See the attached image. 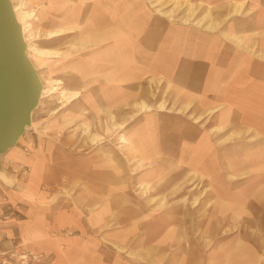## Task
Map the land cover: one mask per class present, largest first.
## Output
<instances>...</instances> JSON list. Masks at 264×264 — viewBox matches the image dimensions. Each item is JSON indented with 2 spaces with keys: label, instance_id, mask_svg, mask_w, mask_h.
I'll list each match as a JSON object with an SVG mask.
<instances>
[{
  "label": "crops",
  "instance_id": "crops-1",
  "mask_svg": "<svg viewBox=\"0 0 264 264\" xmlns=\"http://www.w3.org/2000/svg\"><path fill=\"white\" fill-rule=\"evenodd\" d=\"M176 1L174 18L157 10ZM190 5L193 20L208 11L218 27L183 22ZM46 8L49 29L73 27L62 36L80 44L50 57L55 64L63 58L64 87L79 90L70 102L77 111L67 119L79 120V128L65 124L62 146L41 135L28 153L22 147L31 137L22 134L1 154V164L32 168L0 182V259L264 264V0H46ZM139 101L151 108L135 113ZM158 102L166 108L159 111ZM110 114L124 124L105 133ZM83 123L103 141L90 144ZM46 129V136L60 131ZM75 134L79 154L72 151ZM185 171L198 172L190 180ZM47 184L49 190L41 188ZM59 184L65 186H53Z\"/></svg>",
  "mask_w": 264,
  "mask_h": 264
},
{
  "label": "rangeland",
  "instance_id": "rangeland-1",
  "mask_svg": "<svg viewBox=\"0 0 264 264\" xmlns=\"http://www.w3.org/2000/svg\"><path fill=\"white\" fill-rule=\"evenodd\" d=\"M12 1L13 0H11L12 4L21 6L23 0H14L13 2ZM26 1L28 2V8L34 9L38 13V17H37L38 19L31 20L32 24H33L32 27L34 30L37 31L38 34H37L36 38H35V36H31V35L27 34L28 36H26V37H28L27 38L28 42H34L35 41L37 46L44 47V48L67 49L69 47L70 39L65 38L64 36H60L58 39H50V40L43 38L44 35L42 34V32H45L46 30H48L50 28V26H52L51 23H53V21H52L53 18L50 20L48 18L47 8H46V0H40L37 4L36 3H34V4L30 3L31 0H26ZM38 35H39V37H38ZM58 44H60V46H58ZM68 52L70 53L71 50H69ZM27 53L30 54L29 59L32 62L34 68L36 69L39 80L41 82V87H43V88L45 87L44 89H46L51 84H54L57 81V79L59 81H61V83L59 85L64 87L63 73L61 72V69H60L61 65H59V63H62L60 61L61 59H63L62 57L57 58V61L55 64V63L51 62V58H50L51 56H49V55H44V56L40 55L39 56V55H35L34 53H32L30 51H27ZM74 57H78V55L76 54ZM61 99L62 98L59 96V94L57 92H54V94L52 93L50 95L42 97L38 101L37 105L32 109L31 117H30L31 118V124L27 128L25 127L26 129L22 133L23 135L26 134L27 136L31 137V139H29L31 141H28L30 143L29 145H27V146L23 145V147H22L23 151H24V147H27L28 148L27 152H30L31 147L37 146V137H39L41 135L45 136L46 138H48L52 142H56L58 144H61V146H62V144H64V141L66 139L65 135L69 134L68 132H66L67 134H65L63 131L65 124L67 125V128H69L70 127V121H72L71 127L77 128V129L79 128V122H80L79 120H73V119L67 120V119H69L70 116L74 117L73 114L75 111H77V109H76L77 105H71L69 103L68 105H65L66 108H63V107L58 108L60 106ZM54 110H56L57 112H53ZM65 119H66V121H65ZM48 127H57L60 129V131L57 132L55 135H49V136H46L45 134L43 135V133H46V130H47L46 128H48ZM79 136L80 135L77 136L76 134L72 136V139L74 140L72 151H74L73 153H76V154L80 153V145H79V138L80 137ZM19 138H20V136H19ZM75 139H77L76 142H75ZM18 142H19V140H17L16 143H18ZM16 163L27 165L29 168L28 172L23 174L21 172V170L19 169V167L15 165ZM31 168H32L31 165H29L28 163H22L19 161H17V162L11 161L7 164L3 163V164H1V169H2L3 174L0 172V177H2L4 179V181H8V180H6L7 177L10 179H19V178L27 175L31 171ZM1 181H2V179H0V182ZM53 186H56V188H61V187L63 188L65 185L59 184V185H53ZM75 186H77V185H74V184L72 185V188H73L72 191L74 190ZM206 186H207L206 184H204L203 182H200L199 191H201V192L206 191ZM41 188L49 190L50 186L49 185H41ZM232 202L237 203V201H235V200H233ZM203 203H206V200L201 199V203H200L201 207L203 206L202 205ZM248 206L253 211L256 210L255 203H253V204L249 203ZM253 219H254V217H250V220L254 222ZM248 222H250V221H248ZM249 234L250 235L252 234L253 236L251 238L253 240H255L254 232H252V233L250 232ZM19 258L21 259V255H19ZM0 263L6 264L7 262H5L1 258ZM7 264H12V263H7ZM20 264H26V263H20Z\"/></svg>",
  "mask_w": 264,
  "mask_h": 264
},
{
  "label": "water",
  "instance_id": "water-1",
  "mask_svg": "<svg viewBox=\"0 0 264 264\" xmlns=\"http://www.w3.org/2000/svg\"><path fill=\"white\" fill-rule=\"evenodd\" d=\"M40 89L11 0H0V156L15 145L30 122Z\"/></svg>",
  "mask_w": 264,
  "mask_h": 264
},
{
  "label": "bare ground",
  "instance_id": "bare-ground-1",
  "mask_svg": "<svg viewBox=\"0 0 264 264\" xmlns=\"http://www.w3.org/2000/svg\"><path fill=\"white\" fill-rule=\"evenodd\" d=\"M14 1V0H13ZM12 1V2H13ZM21 2V1H20ZM72 2H73V0H72ZM76 2V1H75ZM174 2V1H173ZM76 4V3H75ZM73 5V4H72ZM187 5V4H186ZM12 7H13V11H14V13H15V17H16V19H17V21H18V23H19V25H20V29H21V33H22V36H23V40H24V44H25V50H26V54H27V56L29 57V53H27V51H30V52H32V53H34L35 55H41V56H44V55H49V56H66L67 54H68V51L69 50H71V51H73V50H78L79 49V47H80V44L79 43H73V44H71V45H69V47L67 48V49H58V48H44V47H39V46H37V44H36V42L34 41V42H28V40H27V38L28 37H26V36H28V35H31V36H35V38H36V36H37V31L36 30H34L33 29V27H32V21L31 20H33V19H38L37 17H38V13L34 10V9H30V8H28V2L26 1V0H23L22 1V5L21 6H18V5H15V4H12ZM221 7V6H220ZM73 8V7H72ZM178 8H180V6H179V4H178V2L176 1L175 2V5H174V7L172 8V9H167V10H161V8H159V9H157V10H160L162 13H164L165 15H167L168 17H170V18H174V15H175V11L177 10L178 11ZM75 9V8H74ZM80 10V9H79ZM239 9H235V11H238ZM218 11V10H217ZM64 12V11H63ZM77 12V11H76ZM79 12V11H78ZM205 12V11H204ZM196 13V12H195ZM235 13V12H234ZM177 14V13H176ZM192 14H194L193 13V9H192V5H190V7H189V15L188 16H184V17H181L182 19V21L183 22H185V23H187L188 21H190V20H193L191 17H192ZM197 14V13H196ZM224 14V13H223ZM232 14V13H231ZM79 15H80V13H79ZM182 15V14H181ZM220 15V14H219ZM226 15V14H225ZM213 16V15H212ZM221 16V15H220ZM219 16V17H220ZM224 16V15H223ZM208 18H209V12L208 11H206L203 15H202V17H200V18H198V19H196V20H193V21H191V23H194L196 26H199V27H203L204 29H207V30H214V29H216L217 27H218V25L219 24H217V23H214V22H212V21H210V20H208ZM210 19V18H209ZM39 21V20H38ZM79 21V20H78ZM78 21H77V23H78ZM78 25V24H77ZM80 27V26H79ZM72 28L73 27H65L64 25H61V26H59V27H56V28H52V29H48V30H46L45 32H42V34L44 35L43 36V38H46L47 40L49 39H53V38H56V37H59V36H62L64 33H66V32H68V31H71L72 30ZM95 29H97V28H95ZM99 29H101V28H99ZM42 31V30H41ZM28 34V35H27ZM38 37H39V35H38ZM228 39H230L232 42H234V43H236V44H238V45H240L241 44V39L240 38H234V37H229V36H226ZM89 38V37H88ZM46 40V41H47ZM42 41V40H41ZM68 41V40H67ZM73 41V40H72ZM64 43V42H63ZM87 43V42H86ZM91 44V43H90ZM56 46V45H55ZM58 46H60V44H58ZM90 49V48H89ZM87 50V49H86ZM83 51V50H82ZM46 57V56H45ZM48 57V56H47ZM262 57H264V54H263V56ZM35 58V57H34ZM40 58V57H39ZM53 58H55V57H53ZM39 63V62H38ZM74 66V65H73ZM76 67V66H75ZM75 67H74V69H75ZM77 69V68H76ZM80 69V68H79ZM78 70V69H77ZM76 70V71H77ZM70 71V70H69ZM71 71H73L72 69H71ZM75 73V72H74ZM106 75V74H105ZM161 76V75H160ZM156 77V76H155ZM154 77V78H155ZM77 79H79L78 77H77ZM68 81V80H67ZM81 81V80H80ZM69 82V81H68ZM78 82V81H77ZM76 82V83H77ZM168 82V81H167ZM61 83V81H59L58 79H57V81L54 83V84H51L48 88H46V89H44L43 87H41V89H40V94H39V100L42 98V97H44V96H47V95H50V94H54V92H57L58 94H59V96L62 98L61 99V103H60V106L58 107V108H61V107H63V108H66V106L65 105H67V104H69L72 100H74V99H77V97L79 96V90L78 89H73V90H70V89H67V88H65V87H63V86H61V85H59ZM161 83V82H160ZM67 84V83H66ZM78 84V83H77ZM65 85V84H64ZM74 85V84H73ZM163 85V84H162ZM180 85V84H179ZM66 86V85H65ZM72 87V86H71ZM74 87V86H73ZM150 87V86H149ZM69 88V87H68ZM185 88V87H184ZM167 89V88H166ZM170 89V88H169ZM146 90V89H145ZM126 91V90H125ZM181 91V90H180ZM157 93V92H156ZM195 93V92H194ZM52 97V96H51ZM157 97V96H156ZM163 97V96H162ZM195 98V97H194ZM38 100V101H39ZM199 101V100H198ZM74 103V102H73ZM136 107H137V111L135 112V113H137L138 114V112H143V111H146V110H149L150 108H151V106H150V104H147L145 101H139V102H137L136 104ZM183 106V105H182ZM130 107H132V106H130ZM156 107H158L159 109V111H160V109H165L166 108V105H165V103L164 102H158V103H156ZM170 107V106H169ZM175 108V107H174ZM176 108H178V107H176ZM199 108V107H198ZM52 109V108H51ZM85 109H87V108H85ZM92 109H94V108H92ZM132 109V108H131ZM153 109V108H152ZM182 109V108H181ZM106 110V109H105ZM169 110V109H168ZM171 110V109H170ZM104 111V110H103ZM162 111V110H161ZM197 111H198V109H197ZM53 112H57L56 110H54ZM97 112V111H96ZM178 112V111H177ZM191 112V111H190ZM194 112V111H193ZM111 113V112H110ZM186 113V112H185ZM130 115V114H129ZM190 115H192L191 113H190ZM204 115V114H203ZM205 116V115H204ZM136 117V116H135ZM109 121H104L105 123H104V131H105V133H108V132H110V130L112 129V128H114V127H121V126H123V122H119V123H116V122H114V120H113V116H112V114H110V116H109ZM116 118V117H115ZM208 118V117H207ZM188 119V118H187ZM195 119H197V118H195ZM119 121V120H118ZM196 122V121H195ZM128 123V122H127ZM192 123V122H191ZM28 124V125H27ZM26 124V128L31 124V120H30V122L29 123H27ZM93 125V124H92ZM192 125V124H191ZM188 126V125H187ZM201 126V125H200ZM38 127V126H37ZM40 127V126H39ZM82 127V126H81ZM25 128V129H26ZM83 128H84V130H83V133L87 136V141L90 143V144H94V145H96V144H99V143H101L102 141H103V138H104V135H102V134H100V133H97V132H92L91 131V129H90V125L88 124V123H83ZM226 129V128H225ZM188 130V129H187ZM99 131V130H98ZM112 131V130H111ZM226 131V130H225ZM223 132V131H222ZM122 133V132H121ZM213 133V132H212ZM227 133H229L228 131H227ZM120 134V133H119ZM233 134H239V132H234ZM232 134V135H233ZM73 136V135H72ZM120 137V136H119ZM217 137H219V136H217ZM121 139L122 140H124V137L123 136H121ZM221 139V138H220ZM121 141V140H120ZM105 142V141H104ZM187 142V141H186ZM188 143V142H187ZM217 143V142H216ZM125 144V143H124ZM218 145V144H217ZM188 146V145H187ZM184 148H187V147H184ZM92 149V148H91ZM90 150V149H89ZM105 151V150H104ZM181 154V153H180ZM99 157H100V155H99ZM127 157V156H126ZM180 157V156H179ZM178 157V158H179ZM111 158H113V157H111ZM97 159H98V157H97ZM100 159V158H99ZM182 159V158H181ZM180 159V160H181ZM211 159V158H210ZM166 160V159H165ZM170 160V159H169ZM209 160V159H208ZM113 161V160H112ZM125 161V160H124ZM128 161V160H127ZM203 161V160H202ZM213 161H214V159H213ZM98 162V161H97ZM94 163V162H93ZM107 163V162H106ZM110 163V162H109ZM113 163V162H112ZM157 163V162H156ZM155 163V164H156ZM161 163V162H160ZM202 163V162H201ZM114 164V163H113ZM123 164H124V162H123ZM154 164V165H155ZM181 164V163H180ZM204 164V163H203ZM214 165H215V163H214ZM107 166V165H106ZM119 166V165H118ZM123 166V165H122ZM170 166V165H169ZM172 166V165H171ZM201 166H203V165H201ZM178 167V166H177ZM199 167V166H198ZM209 167V166H208ZM216 167V166H215ZM205 168V167H204ZM211 168V167H210ZM209 168V169H210ZM120 169V168H119ZM188 169V168H187ZM99 170V169H98ZM101 170V169H100ZM176 170V169H175ZM206 170V169H205ZM111 171V170H110ZM169 171V170H168ZM184 171V170H183ZM201 171V170H200ZM209 171V170H208ZM178 172V171H177ZM187 171H185V173H186ZM196 172V171H195ZM198 172V171H197ZM196 172V173H197ZM225 172V171H224ZM131 173H133V172H131ZM175 173V172H174ZM196 173H194V172H189V173H186L185 174V176H187V177H190V178H188V179H190L191 180V178L193 177V176H195L196 175ZM184 176V177H185ZM65 177V176H64ZM116 177V176H115ZM183 177V176H182ZM116 178H118V177H116ZM180 178V177H179ZM194 178V177H193ZM202 178H205L203 175H200V179H202ZM46 179H49V178H46ZM126 179V178H125ZM131 179V178H130ZM154 179V178H153ZM162 180V179H161ZM172 180V179H171ZM177 180V179H176ZM69 181V180H68ZM89 181V180H88ZM143 181V180H142ZM153 181V180H152ZM188 181V180H187ZM202 181H204V180H202ZM208 181V180H207ZM46 182V181H45ZM51 182V181H50ZM130 182V181H129ZM144 182V181H143ZM160 182V181H159ZM158 182V183H159ZM171 182V181H170ZM110 183V182H109ZM174 183H175V181H174ZM183 183V182H182ZM43 184V183H42ZM48 185V184H47ZM67 185V184H66ZM166 185V184H165ZM50 186V185H49ZM102 186V185H101ZM91 187V186H90ZM143 188H144V190H146V189H148V188H150V186H149V184L147 183L146 185H143L142 186ZM52 188V187H51ZM169 188V187H168ZM181 188V187H180ZM179 188V189H180ZM62 189V188H61ZM170 189V188H169ZM175 189V188H174ZM173 189V190H174ZM178 189V190H179ZM170 190H172V189H170ZM55 191V190H54ZM60 191V190H59ZM95 191V190H94ZM104 191V190H103ZM131 191V190H130ZM141 191V190H140ZM186 191V190H185ZM193 191H194V189H193ZM52 192V191H51ZM135 192V191H134ZM175 192V191H174ZM180 192V191H179ZM192 192V191H191ZM133 193V192H132ZM171 193V192H170ZM169 193V194H170ZM181 193H182V191H181ZM203 193V192H202ZM120 194V193H119ZM145 195V194H144ZM189 195V194H188ZM138 196H140V195H138ZM192 196V195H191ZM51 197V196H50ZM83 197V196H82ZM86 197V196H85ZM168 197V196H167ZM123 198V197H122ZM143 198V197H142ZM169 198V197H168ZM170 198H171V196H170ZM67 199V198H66ZM73 199V198H72ZM94 199V198H93ZM164 199V198H163ZM173 199V198H172ZM191 199V198H190ZM33 200V199H32ZM122 200V199H121ZM124 200H125V198H124ZM76 201V200H75ZM92 201V200H91ZM112 201V200H111ZM38 202V201H37ZM94 202V201H93ZM113 202H115V200L113 201ZM124 203H125V201H123ZM128 202V201H127ZM132 202V201H131ZM130 202V203H131ZM152 202V201H151ZM164 201L162 200L159 204H162ZM209 202V201H208ZM73 203V202H72ZM140 203V202H139ZM174 203V202H173ZM195 204L197 203L196 201L194 202ZM102 204V203H101ZM46 206H48L47 204H45ZM118 206H119V203L117 204ZM144 205V204H143ZM222 205H223V203H222ZM79 206V205H78ZM83 206V205H82ZM89 207V206H88ZM87 207V208H88ZM66 208V207H65ZM83 208V207H82ZM185 208V207H184ZM187 208V207H186ZM79 209H81V208H79ZM71 210V209H70ZM73 210V209H72ZM34 211V210H33ZM197 211V210H196ZM75 212V211H74ZM36 213V212H35ZM62 213V212H61ZM187 213V212H186ZM74 214H76V213H74ZM87 214V213H86ZM86 214H84V215H86ZM146 214V213H145ZM151 214V213H150ZM185 214V213H184ZM34 215V214H33ZM60 215V214H59ZM77 215H79V214H77ZM83 215V216H84ZM186 215V214H185ZM162 216V215H161ZM190 216H192V215H190ZM69 217V216H68ZM86 217V216H85ZM184 217V216H183ZM46 218V217H45ZM77 219V218H76ZM79 219V218H78ZM82 219V218H81ZM81 219H79V220H81ZM58 220V219H57ZM73 220V219H72ZM173 220V219H172ZM48 221H49V219H48ZM188 221V220H187ZM60 222V219H59V221H58V223ZM186 222V221H185ZM191 222H192V220H191ZM51 223V222H50ZM134 223V222H133ZM68 224H69V222H68ZM190 224V223H189ZM47 225V224H46ZM84 225H85V223H84ZM62 226H63V224H62ZM67 226V225H66ZM69 226H70V224H69ZM83 226V225H82ZM188 226V225H187ZM190 226V225H189ZM192 226V225H191ZM196 226V225H195ZM194 226V227H195ZM48 227V226H47ZM193 227V228H194ZM45 228V227H44ZM49 228H50V225H49ZM48 228V229H49ZM57 228V227H56ZM64 228V227H63ZM196 228V227H195ZM122 229V228H121ZM47 230V229H46ZM65 230V229H64ZM72 230H74V229H72ZM80 231V230H79ZM81 231H83V230H81ZM102 231V230H101ZM108 231V230H107ZM49 232H50V230H49ZM85 232V231H84ZM119 232V231H118ZM95 233H96V231H95ZM115 233V232H114ZM117 234V233H116ZM120 234H121V232H120ZM182 235L184 234V233H181ZM115 235V234H114ZM119 235V234H118ZM64 236V235H63ZM62 236V237H63ZM67 236V235H66ZM96 236H97V234H96ZM117 236V235H116ZM122 236H123V234H122ZM54 237V236H53ZM186 237V236H185ZM55 238V237H54ZM182 238V237H181ZM81 239V238H80ZM184 239V238H183ZM95 240V239H94ZM197 240V239H196ZM207 240V239H206ZM56 241V240H55ZM67 241V240H66ZM109 241H111V240H109ZM101 242V241H100ZM107 242V241H106ZM208 243V242H207ZM103 244H105V243H103ZM120 244V243H119ZM205 244H206V242H205ZM107 245H108V243H107ZM114 245V244H113ZM117 245V244H116ZM58 246V245H57ZM68 246V245H67ZM127 246V245H126ZM107 247V246H106ZM117 247V246H116ZM242 247V246H241ZM240 247V248H241ZM120 248V247H119ZM245 248V247H244ZM243 248V249H244ZM101 249V248H100ZM115 250V249H114ZM66 251V250H65ZM65 251H63V252H65ZM103 251V250H102ZM105 251V250H104ZM71 253V252H70ZM243 253V252H242ZM237 254V253H236ZM131 255V254H130ZM238 255V254H237ZM236 255V256H237ZM74 256H75V254H74ZM25 257V255H21V258H24ZM150 257V256H149ZM134 258H136V257H134ZM142 258V257H141ZM117 259V258H116ZM163 259V258H162ZM119 260V259H118ZM143 260V259H142ZM98 261V260H97ZM227 261V260H226ZM225 261V262H226ZM117 262V261H116ZM150 262V261H149ZM111 263H112V261H111ZM114 263V262H113ZM119 263V262H118ZM124 263V262H123ZM117 264V263H116ZM158 264V263H157Z\"/></svg>",
  "mask_w": 264,
  "mask_h": 264
},
{
  "label": "built area",
  "instance_id": "built-area-1",
  "mask_svg": "<svg viewBox=\"0 0 264 264\" xmlns=\"http://www.w3.org/2000/svg\"><path fill=\"white\" fill-rule=\"evenodd\" d=\"M24 151H25V153H28V152H27V151H28V148H27V147H24ZM19 164H20V163H16L15 165L19 167V169L21 170V172H22L23 174L27 173L28 170H29L28 166H27V165H23V164H20V165H19ZM25 259H26V256H25L24 258H21V259H20L21 263H24V260H25Z\"/></svg>",
  "mask_w": 264,
  "mask_h": 264
}]
</instances>
